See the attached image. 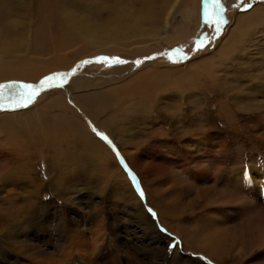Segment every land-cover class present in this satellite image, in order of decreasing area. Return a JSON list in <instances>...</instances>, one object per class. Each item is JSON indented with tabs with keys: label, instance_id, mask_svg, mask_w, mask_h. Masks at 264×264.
<instances>
[{
	"label": "rangeland",
	"instance_id": "obj_1",
	"mask_svg": "<svg viewBox=\"0 0 264 264\" xmlns=\"http://www.w3.org/2000/svg\"><path fill=\"white\" fill-rule=\"evenodd\" d=\"M151 1L0 0V32L17 42L8 48L9 60L39 67L65 60L70 65L36 81L0 80L37 85L29 90L36 95L21 108L8 107L0 90V114L26 111L62 90L68 98L76 75L116 71L115 58L130 60L120 53H84L89 40L61 30L66 12H95V20H101L125 10L131 20L142 18L143 28L148 18L141 12ZM155 1L160 10L162 3L172 5L173 27L187 26L186 0ZM256 5L264 0H222L219 9L212 0H196L184 39L169 43L149 25L148 31L155 30L128 46L132 53L134 48L140 49L137 53L150 50L133 59L143 63L152 56L161 65L131 70L120 80L110 76L106 88L137 90L128 102L144 96L151 104L153 92L158 100L151 114L133 113L138 119L118 123L120 132L112 135L87 120L116 165L102 148L85 157L76 142L67 140L61 147L64 166L58 167L48 148L39 149L8 125L0 127V171L7 161L12 170L8 185L0 184V264H264V21L232 32L238 16ZM43 30L50 40L38 46ZM161 67L165 77L157 76ZM57 73L64 75L40 87ZM14 151L23 157L19 162H26L24 170ZM136 157L146 170L133 164ZM205 229L228 237L217 248L222 261L201 245Z\"/></svg>",
	"mask_w": 264,
	"mask_h": 264
},
{
	"label": "bare ground",
	"instance_id": "obj_2",
	"mask_svg": "<svg viewBox=\"0 0 264 264\" xmlns=\"http://www.w3.org/2000/svg\"><path fill=\"white\" fill-rule=\"evenodd\" d=\"M186 1H187L186 7L188 14L186 19H184V23L187 22L186 23L187 26L185 24L184 25L180 24L179 26L173 27L172 25L173 12L172 10L170 12L168 11L169 8L172 7V5L169 3L164 5L162 3L160 4L161 5V10H160L158 3L156 1L154 2V0H152L150 4L149 2L144 4L145 8L142 9L143 11L141 12V14L144 17L148 18V19L145 18L147 24L143 28L140 25L142 23L141 22L142 18L131 20L128 17V15L124 14L125 10H119L113 14L111 13L109 14L108 17L102 18L101 20H95L96 18H98L96 17L95 12H93L90 15H75L70 12H66V14H64V16H61L60 18L61 30L65 33L66 36L77 35V36H81L83 39L89 40L90 43L87 44V46L84 48L85 49L84 53L90 52V50H94L93 53H104V54L120 53L123 56H128V57L131 56L130 60H128L125 63L117 62L116 64L117 66L114 69L116 71H111L108 73L106 72L98 75L97 74L76 75L73 78V85L70 88V93H68V98H66L67 97L66 91L62 90L59 91V93H57L46 103L43 104L41 103L42 105L39 104L38 106L30 107L28 110L26 109V111H19L15 113H1L0 127L2 128L8 125L11 128L15 129L14 130L16 133L15 135L23 136V137L26 136L25 138H28L27 140H32V142L36 144L39 149L43 150V148L46 149L48 148L51 151L50 154H56L54 157L56 163H54V165L55 166L57 165L58 167H60L63 164L62 159L65 156V153L63 152L61 147H62V143L67 140H72L76 142L78 145V153L80 154L84 153L85 157H89L90 156L89 153H92V150L97 152V149L102 148V151L100 150L101 152H103L102 155L104 154V156L107 159H110V161L116 165L117 161L115 158H113L112 156L113 154H111L110 149L108 150V147L104 146L106 144H103V141L98 138L99 136L97 137L96 134L92 131V128L87 123V120L93 122L95 130L97 129L99 131L103 130L106 133L112 135V133H114L115 131L120 132V129L117 128L118 123L129 120L131 122L133 119H138L136 117H133L135 116L133 113L136 114L137 112H141L143 113V116L146 117V115H149L153 112L152 103L154 104V102L158 100L157 92L152 93L153 97L152 100L150 101L151 104H149L147 100L144 99V96L138 97V95H137L138 98L136 97L131 98V100L132 99L133 100L131 102H128V99H130L131 96L136 95L135 93H137V90L134 91L131 89L129 91H126L123 88L124 91H120L121 89L119 88L111 90L106 87L112 81L111 80L112 78L110 76H113L115 80H120L125 78L132 71L137 72L138 70H143V69L149 70L152 68L151 66H153V68L155 67L158 68L159 65H161L160 64L161 61L151 60L152 56L150 57V59H148L149 61L146 59L147 61L143 63L140 60L133 59L134 57H136V55L137 57L138 55L143 56V54L148 55L150 53V50H148L147 48H145V50L143 49L144 51L140 53H137L139 52L138 50H140L137 48H134V53L129 52L130 49H128V46L132 44H139L140 39L144 38V36L146 35L147 36L150 35V32L154 29L153 28L150 29L151 31H148V28H145L146 26L152 25L155 26V29H160L161 31L159 30L154 31L155 30L154 29L153 30L155 32V33L153 32L154 35H157V33L158 35L163 34L165 40L169 41V43L181 40L183 37L189 35L188 30L190 29L191 26L190 24L192 23V17L188 11H190L192 6L195 5L196 0H186ZM221 2L222 0H218L219 5L221 4ZM117 14H119V17H117ZM96 21L101 26H98ZM127 21H131V22L127 23ZM260 21L262 22L264 21V5L261 6L256 5L250 11L239 15L236 20V24L232 29V32L233 33L235 31L243 32V29L247 28L249 25H257V23H259ZM197 25L198 23H196V26ZM186 29H187V34H186ZM49 36L51 35L46 30L39 32L37 37L38 39L36 40V44L38 46H42L43 44H45L50 40ZM12 39L13 38L9 39L7 37V32H5L4 34L0 32V80L1 81L11 78L16 80L19 79L24 81H34L35 79L37 80L40 76L46 74L51 70L66 69L70 66L69 64L68 66L64 65L66 63L65 60H61V61L55 60V62H51L46 67L31 65L29 63L22 61H16V60L11 61L7 58V54L9 52L8 48H10V46H17V42ZM101 39L104 40L103 43L97 44L96 41H99ZM105 43L112 44L113 47L104 48L103 44ZM164 67L173 68L174 66L166 64L164 65ZM163 68L157 69L159 70L158 73L160 72L159 74H157V76L165 75L163 73L166 72V69ZM152 83H156V82H152ZM99 87L102 88L104 87L107 89V91H104L105 89H100ZM163 89H165L164 86H162L161 90ZM103 114L106 115L105 119H102ZM115 137L117 136L115 135ZM14 153H15L14 158H16L17 160L18 158H23L19 156L18 152L14 151ZM7 162L5 163L6 170L0 171V184L1 181H5L6 185H8L7 182L12 180L10 179V173H12V170H9L7 168ZM25 163L26 162L24 161L22 162L21 161L19 162V160L17 161L18 166L21 164L22 166L21 168H23V170L26 167ZM133 164L136 167H138L140 171H144L147 168L144 167L142 163V159L140 157H136L133 160ZM78 167L84 168L82 166H78ZM84 169L87 168L85 167ZM150 169L153 172L155 171L154 167H150ZM83 171L86 172V170ZM13 175H15V173ZM23 183H25V181ZM28 183H31V180L28 179ZM40 186L41 185L38 183L37 188H39ZM28 204L29 203H27V205ZM6 211L7 210H5L4 213H6ZM210 230L211 229L204 230L203 235H201L202 236L201 245L210 252L208 254L211 258L218 256L217 259L222 261L219 255L220 253L217 248H221L220 246L222 244H225L226 241H228L227 239L228 237L226 235L223 236L222 235L223 233H216V235L220 238V240H218L217 236L215 237L214 233Z\"/></svg>",
	"mask_w": 264,
	"mask_h": 264
},
{
	"label": "snow or ice",
	"instance_id": "obj_3",
	"mask_svg": "<svg viewBox=\"0 0 264 264\" xmlns=\"http://www.w3.org/2000/svg\"><path fill=\"white\" fill-rule=\"evenodd\" d=\"M213 6H215L217 9H219V4L218 0H212ZM206 17L208 16V13L206 11L205 13ZM208 23V19L205 21ZM216 32L217 35H219L220 32V21L217 20L216 22ZM98 59L101 60H106V59H111L108 57H100ZM118 63H125L126 61L121 60L119 58H115ZM64 74L57 73L55 76H48L44 79V81L41 82L40 87H42L45 83L53 81L56 76H61ZM52 84H49V87H52ZM37 85L33 84H20L19 82L12 81L7 84H0V90H3V95L6 100L10 101V103L7 105L8 107L12 108H21V107H26L28 103L31 102L32 97L36 95L35 91H29L31 89H35ZM11 101H16L15 103H12ZM2 107V106H0Z\"/></svg>",
	"mask_w": 264,
	"mask_h": 264
}]
</instances>
